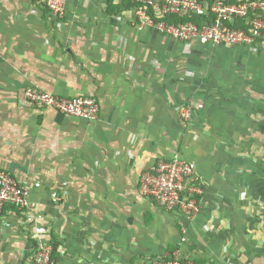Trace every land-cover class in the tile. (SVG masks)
Returning <instances> with one entry per match:
<instances>
[{
  "label": "crops",
  "instance_id": "0c3cea01",
  "mask_svg": "<svg viewBox=\"0 0 264 264\" xmlns=\"http://www.w3.org/2000/svg\"><path fill=\"white\" fill-rule=\"evenodd\" d=\"M33 4L0 0V170L26 182L31 201L24 215L0 216V264H28L39 226L54 264H148L174 252L218 264L215 251L235 222V187L209 133L183 124L177 111L195 85L190 72L243 73L245 88L264 87V42L183 48L139 29L129 0H67L64 21ZM27 86L94 97L99 119L31 107L21 97ZM177 154L206 184L192 222L138 188L142 171Z\"/></svg>",
  "mask_w": 264,
  "mask_h": 264
},
{
  "label": "built area",
  "instance_id": "2783aa9c",
  "mask_svg": "<svg viewBox=\"0 0 264 264\" xmlns=\"http://www.w3.org/2000/svg\"><path fill=\"white\" fill-rule=\"evenodd\" d=\"M50 16H66L67 0H31ZM132 0L139 29L151 28L181 42L197 41L210 46L249 47L264 42V0ZM197 15L206 17L194 22L167 23L169 16ZM239 25V27L237 26ZM240 26H244L243 28ZM22 100L31 107L53 109L67 116L87 122L99 119L98 101L91 96L59 97L38 87L22 90ZM183 120L190 117V109L179 108ZM138 188L158 208L178 212L187 222L194 221L201 209L206 184L197 165L180 155L160 159L140 173ZM31 208L30 189L5 170H0V216L7 211L26 214ZM183 232L185 229L183 228ZM35 244L28 264H54L53 246L44 237L46 229L35 227ZM186 239L181 238V242ZM148 264H192L181 259L177 252L156 257Z\"/></svg>",
  "mask_w": 264,
  "mask_h": 264
},
{
  "label": "rangeland",
  "instance_id": "374dc122",
  "mask_svg": "<svg viewBox=\"0 0 264 264\" xmlns=\"http://www.w3.org/2000/svg\"><path fill=\"white\" fill-rule=\"evenodd\" d=\"M205 1L199 0L203 4ZM34 6L42 12L43 8L36 3ZM134 16H138L136 12ZM65 17L56 21H64ZM186 44L190 43L183 42L182 47H187ZM171 67H176L173 62ZM189 76L195 79V85L188 100L179 108H189L190 117L183 120L179 116V119L186 126L193 123L196 129L209 133L211 145L227 165L228 180L236 191L233 206H228L235 209V222L230 231H225V248L215 251L220 253L217 262L264 264V196L261 197L264 195V87L255 81L250 88H245L243 73L232 77V73L210 72L196 78L190 72ZM236 80L242 82L237 85ZM177 112L179 115V110Z\"/></svg>",
  "mask_w": 264,
  "mask_h": 264
},
{
  "label": "trees",
  "instance_id": "16d2710c",
  "mask_svg": "<svg viewBox=\"0 0 264 264\" xmlns=\"http://www.w3.org/2000/svg\"><path fill=\"white\" fill-rule=\"evenodd\" d=\"M228 1L232 2L233 0H228ZM132 6L135 7L134 5ZM203 19H208V18L197 15H185V16H169L164 20L167 23H174V24L183 23V22H194L196 24H200ZM237 26L239 27L238 24ZM240 27L243 28L244 26H240Z\"/></svg>",
  "mask_w": 264,
  "mask_h": 264
}]
</instances>
